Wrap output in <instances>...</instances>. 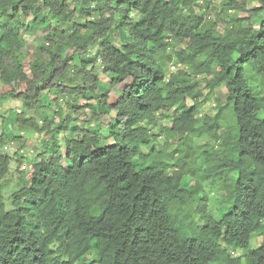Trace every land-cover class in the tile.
Instances as JSON below:
<instances>
[{"label": "trees", "instance_id": "1", "mask_svg": "<svg viewBox=\"0 0 264 264\" xmlns=\"http://www.w3.org/2000/svg\"><path fill=\"white\" fill-rule=\"evenodd\" d=\"M217 1L227 13L245 6L240 0H0V81L9 89L5 96L22 102L11 120L47 137L30 184L7 207L2 181L12 159L3 147L21 150L25 140L0 135V264H264V0H251L258 28L229 15L224 34L209 21L208 6ZM38 31L48 34L27 73L23 37ZM93 49L110 80L101 95L99 76L89 69L93 58L75 67L66 56ZM220 86L225 105L213 117H199L200 103ZM46 93L55 95V116L43 117L40 127ZM79 100H96L87 106L94 117L109 119V136L76 125L62 109ZM226 109L231 127L222 132ZM159 118L171 123L161 130L169 140L186 135L180 149L155 151L159 135L149 127H158ZM56 134L64 135L63 146ZM108 138L112 145L104 144ZM193 138L207 142L194 147ZM221 179L219 201L226 206L216 218L205 183ZM253 235L261 242L251 249ZM232 250L248 254L233 257Z\"/></svg>", "mask_w": 264, "mask_h": 264}, {"label": "rangeland", "instance_id": "2", "mask_svg": "<svg viewBox=\"0 0 264 264\" xmlns=\"http://www.w3.org/2000/svg\"><path fill=\"white\" fill-rule=\"evenodd\" d=\"M242 3L245 4V6L237 11L233 12H223L222 9V2L217 1L213 2L210 6H208V13H209V21L210 23H216L218 25V31L222 34H224L225 29V23L222 22L223 19H227L229 15H237L241 18L246 19L245 22L246 26L253 25L254 28L259 27V21L258 19L252 17L250 11L252 8H255L257 5L251 0H240ZM48 11H44L43 15H48ZM31 20V18L23 19V21L28 22ZM56 20H53L51 25L56 26ZM62 29H68L67 26H63ZM48 34V31H38L33 36H29L24 34V41L25 46L28 51L26 58V65L29 64L31 61L37 58V51L39 44L44 43L43 36ZM118 34H116L117 36ZM115 45L119 47V42H115ZM96 50H91L90 52H87L86 54H76L71 55V53H68L66 56L71 59L73 66L80 67L82 62L87 59H92L95 56ZM93 63V64H92ZM92 63L89 67V69H94L95 72L99 76L100 81V89L98 91V95H101L105 93V89L109 83V78L102 73V67L100 66V63L98 60L92 59ZM26 72L29 73V67L26 66ZM8 87H6L1 81H0V135L2 133H5L8 137H12L13 135H16L17 137L20 136L25 140V147L24 149H19L18 146L12 148L9 147V144H5L3 147V151L11 157V165L9 169L8 176L2 181L3 185V196L5 199V203L7 207H11V198L14 192L18 191L19 189L28 186L30 184L31 180V172L33 169V164L37 162V155L42 151V144L44 141L47 140V137L45 134H38L30 129L27 130H20L18 125L11 120L12 112L15 110H19L22 108V102L19 100H16L12 96L8 95L5 96V94L8 91ZM4 93V94H3ZM204 93H208L205 91ZM226 93L227 90L224 86L217 87L212 94L207 95V101L204 103H200L199 106V117H205V116H214L218 112H220V108L225 105L226 102ZM3 95V96H2ZM46 98L45 101L42 102V108L38 111V120L39 122L41 120H44L43 117L47 116L48 119H54L55 116V95L54 94H45ZM64 104V103H63ZM73 101H69L67 104L62 106V109L66 111L67 114L74 115V122L76 125L79 126H85L88 124L89 126L100 128V133L102 135L109 136V119L107 117L105 118H96L93 116L92 112L88 108L87 105H93L95 106L97 104L96 100L91 102H85L84 100H79L75 105H77V109L72 107L74 106ZM189 105L192 104V101H188ZM57 108V107H56ZM222 119H220V125L222 127V132L228 130L231 127V119H230V112L226 109L222 111L221 113ZM260 117H263V114L260 115ZM40 127L44 124H40ZM171 123L170 121L166 119L159 118L158 127H149V129L154 133L155 135H159L157 141L155 142V151L163 150L162 152L169 154L170 152L180 149V142L186 138V135L179 134L175 138L168 139L166 132H161V130L165 128H170ZM63 134L60 135L56 134L55 137L59 139L61 142V146H63ZM71 135L68 133L66 137H70ZM11 139H8V142H10ZM206 140L202 139H196L193 138V145L194 147L203 146L206 144ZM113 139L108 138V140H105V145H112ZM143 153L148 154L150 152V149L143 148ZM22 161L19 163V161ZM172 163V162H170ZM197 164L201 171H205L207 169L206 166V158L204 156H199L197 160ZM21 166V167H20ZM20 171H25L24 178L21 179ZM226 177H229L230 179L234 177V174L231 171H226L225 173ZM223 179H221L220 184H216L215 186L212 185L211 181L206 182L205 184V190L208 196L209 201V207L213 210L212 214L219 218L222 214V211L224 210L222 207H225L226 205L220 204V198L222 197L221 192V184ZM192 183V181H191ZM209 184V185H207ZM261 242V239L257 237L256 235H253L250 243V248H257ZM231 255L233 257H241L245 258L248 252L244 250H232Z\"/></svg>", "mask_w": 264, "mask_h": 264}, {"label": "clouds", "instance_id": "3", "mask_svg": "<svg viewBox=\"0 0 264 264\" xmlns=\"http://www.w3.org/2000/svg\"><path fill=\"white\" fill-rule=\"evenodd\" d=\"M39 123L42 124L41 121H40ZM232 252H233V251H232Z\"/></svg>", "mask_w": 264, "mask_h": 264}, {"label": "built area", "instance_id": "4", "mask_svg": "<svg viewBox=\"0 0 264 264\" xmlns=\"http://www.w3.org/2000/svg\"><path fill=\"white\" fill-rule=\"evenodd\" d=\"M173 69V68H172ZM42 123V122H41Z\"/></svg>", "mask_w": 264, "mask_h": 264}]
</instances>
